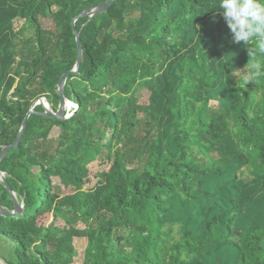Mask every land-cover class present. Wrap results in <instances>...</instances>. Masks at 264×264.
<instances>
[{
	"label": "trees",
	"instance_id": "1",
	"mask_svg": "<svg viewBox=\"0 0 264 264\" xmlns=\"http://www.w3.org/2000/svg\"><path fill=\"white\" fill-rule=\"evenodd\" d=\"M104 1L0 0V151L38 99L58 111L78 59L73 21ZM76 27L83 63L64 93L77 108L31 115L0 162L24 206L0 216L17 247L6 264H73L75 238L83 264H264V77L242 86L254 42L232 43L219 0H117ZM99 159L108 170L84 188ZM0 206L11 209L1 184Z\"/></svg>",
	"mask_w": 264,
	"mask_h": 264
},
{
	"label": "clouds",
	"instance_id": "2",
	"mask_svg": "<svg viewBox=\"0 0 264 264\" xmlns=\"http://www.w3.org/2000/svg\"><path fill=\"white\" fill-rule=\"evenodd\" d=\"M219 9L234 44H253L247 55L251 62L243 77V85L264 77V0H219Z\"/></svg>",
	"mask_w": 264,
	"mask_h": 264
},
{
	"label": "water",
	"instance_id": "3",
	"mask_svg": "<svg viewBox=\"0 0 264 264\" xmlns=\"http://www.w3.org/2000/svg\"><path fill=\"white\" fill-rule=\"evenodd\" d=\"M116 1L117 0H108V1H104L102 3H98L94 7L85 10L82 14H80L78 17L75 18V20L73 21V27H74V31L76 34V42H77V48H78V59H77V63L75 65V67L72 70L62 74V76L58 80L56 90H57V92L61 98L58 111L54 112L53 109L51 108L50 104L46 101L45 98L43 100H45V102L47 104H49L50 111H47L44 108V106L41 104L40 100H37L31 106V108L28 110V112L24 118V121L20 127V130H19L16 138L12 142V144L4 146L2 148V150L0 151V162L6 157V155L10 152V150L16 149L19 146L23 132L27 126L28 119L31 115H38V116H41L44 118H55L58 120L68 119L72 115L71 108H72L73 102H71L70 100L67 99V97L65 96V93H64V89H65V85H66L68 78L71 75H78L80 72L82 63H83V49H82V45H81V36H80L81 33L78 31V29L76 27V22L81 20V19L88 18V23H89L94 17H96L97 15L101 14L102 12L108 10V8L110 6H112ZM69 104H71L70 107L68 106ZM36 105H40L42 110H34L33 108ZM0 184L6 189V191L8 192V194L10 195V198H11V209L8 210V209H5V208L0 206V216L17 217L19 215H22L24 206L22 203L19 202L17 194L10 187L8 180H7V174L2 172L1 170H0ZM18 208H20V211H18ZM3 263L6 264L5 262H3L0 259V264H3Z\"/></svg>",
	"mask_w": 264,
	"mask_h": 264
},
{
	"label": "rangeland",
	"instance_id": "4",
	"mask_svg": "<svg viewBox=\"0 0 264 264\" xmlns=\"http://www.w3.org/2000/svg\"><path fill=\"white\" fill-rule=\"evenodd\" d=\"M41 24L46 33H52L55 31V23L51 18L42 17L41 18ZM17 30H21V28L25 27V35L28 37H32L34 32L33 30L25 23L24 20H18L15 24ZM137 97L139 98L141 105H148L149 103V97H150V91L147 89H140L137 92ZM44 98H40L38 100H43ZM212 104L216 107H218V102L216 100L212 101ZM70 107V106H69ZM59 134V129L57 127H54L49 135V143L48 145L50 148H54L56 143V138ZM109 168V164L106 162L105 159H99L95 161L94 163L90 164L88 166V181L85 184L84 188H89L95 184V182L99 179L98 175L101 174L104 171H107ZM240 175L244 179H248L251 177V174L248 169L243 168L241 169ZM57 190L60 193V195H65L69 193H73V188H64L62 186L56 185ZM21 203V202H20ZM53 217L50 213H46L42 216H40L37 220L38 225H47L52 221ZM55 224L59 227H63L64 223L61 219H57L55 221ZM79 227H82V225H79ZM87 244L86 238H75L74 239V246H75V256H74V263L73 264H83L84 260V250ZM16 246L6 237L0 236V259L5 262H14L16 259L15 251ZM5 260V261H4ZM6 263V262H5ZM4 264V263H3Z\"/></svg>",
	"mask_w": 264,
	"mask_h": 264
},
{
	"label": "bare ground",
	"instance_id": "5",
	"mask_svg": "<svg viewBox=\"0 0 264 264\" xmlns=\"http://www.w3.org/2000/svg\"><path fill=\"white\" fill-rule=\"evenodd\" d=\"M40 102L47 111H50V106L45 102V100H40ZM68 106H71V104H69ZM18 211H20V208H18Z\"/></svg>",
	"mask_w": 264,
	"mask_h": 264
},
{
	"label": "built area",
	"instance_id": "6",
	"mask_svg": "<svg viewBox=\"0 0 264 264\" xmlns=\"http://www.w3.org/2000/svg\"><path fill=\"white\" fill-rule=\"evenodd\" d=\"M77 108V105L75 103L72 104L71 113Z\"/></svg>",
	"mask_w": 264,
	"mask_h": 264
}]
</instances>
